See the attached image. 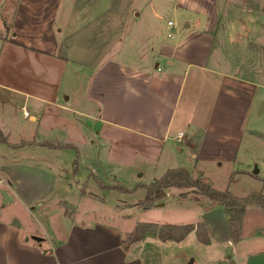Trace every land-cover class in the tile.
Returning a JSON list of instances; mask_svg holds the SVG:
<instances>
[{"label":"crops","instance_id":"0c3cea01","mask_svg":"<svg viewBox=\"0 0 264 264\" xmlns=\"http://www.w3.org/2000/svg\"><path fill=\"white\" fill-rule=\"evenodd\" d=\"M74 1L17 0L9 23L0 19V173L11 202L26 211L0 215V264H194L183 248L196 228L177 241L146 237L124 247L130 231L120 223L133 202H121L122 169L140 176L146 167L163 173L182 167L228 190L243 146H264V0H146L135 19L124 21L122 50L113 58L94 45L106 42L96 41L93 30L109 27L92 19L99 11L76 30L62 21ZM75 33L86 40L70 43ZM64 42L70 46L62 55ZM84 55L94 62L84 64ZM80 79L87 82L82 100ZM63 150L72 155L56 158ZM224 166L231 174L222 189L208 172ZM69 170L77 188L72 196L65 190ZM74 196L77 204L96 206L68 215L60 205ZM178 198L227 216L202 194ZM155 203L164 205L156 200L139 208ZM249 214L261 221L254 234L264 236V210L247 205L235 243L229 224L224 243L234 255L226 264H264V237L241 246ZM201 222L188 223L208 236L195 238L197 249L212 245Z\"/></svg>","mask_w":264,"mask_h":264},{"label":"rangeland","instance_id":"374dc122","mask_svg":"<svg viewBox=\"0 0 264 264\" xmlns=\"http://www.w3.org/2000/svg\"><path fill=\"white\" fill-rule=\"evenodd\" d=\"M16 1L17 0H0V19L4 22V24L9 23L10 16ZM145 1L146 0H78L73 2L75 3L73 9L70 8L69 12L66 10L62 13V21L65 18L69 24V28L76 30V26L82 22L85 17H89L91 14H93V12L99 11L94 13L92 19H94L96 23H108L109 27L99 29L97 28V30H93L95 35H98V37H96L98 40L96 41H101V38L104 37L106 42L103 45L99 42L95 43L94 45L96 47L101 46L108 50L107 52L109 53L110 57L113 58L115 53L120 51V48L122 50V31L124 29L122 26L124 21L127 18L135 19L138 16L135 14V11H137L136 6H143ZM108 6L109 8L105 9ZM85 7L86 9L82 10ZM86 36L87 34L85 35L75 33V35H72L67 40L70 42L73 40V38L77 37H81L82 40H86ZM69 42L62 43L63 45L62 49L60 50V54L64 55L66 52L65 48L70 46L71 42ZM85 54H87V52H85ZM84 56L86 58H84V61H82L84 64H92V62H94L90 61L87 55ZM86 88L87 82L84 79H80L77 86L79 99L82 100L83 96L86 94ZM67 154L72 155L71 151L63 150L58 152L56 158H64V155ZM238 160H240L241 163H239L235 169L237 172L231 174V171L227 166L222 167L219 171L212 170L208 172V175L210 178H212L215 187L223 189V187H225V181L228 177H230L231 174L232 182L228 187V190L232 194L239 197H245L246 195L253 192L264 193V146L258 145L257 143H247L241 149L238 155ZM255 167L259 171L256 174H253ZM17 174L19 173H16V175ZM139 174H141V172L134 169H122V182L120 181V184H122V188L127 189V191H122L121 202H133L132 204L126 205L127 209L125 210V213H127L129 216L126 218L122 217V221L120 223L122 227L127 228L130 231V233L124 235L125 244L129 245L131 243L130 240L133 238L132 235L134 234L142 235V238L151 237L160 240H166L163 238V236H169L170 238H173L177 241L184 237L181 235L185 227L182 225V228L173 229L160 224L181 225L197 222L202 223L201 221H205L211 234L212 245L206 247L205 249H197L195 239L196 237L204 242L208 241V236L205 232V229L200 224H198L194 233H192L190 238L184 243L185 247L183 249L187 255V260L195 257L196 259L194 264H226L230 261V259H232L234 252L231 251L229 254H226L227 246H232V244L224 243V240H226V238L229 236L230 231L227 216L223 214V212L216 210L203 211L202 206L194 202L192 199H179L178 196H185L180 194L176 195L178 191H187V193L183 192V195L188 193L192 194V192L194 193L193 187L187 185L167 188L166 195L163 198L157 200L162 202L164 201V205L159 206L157 203H155L149 209L141 210L139 206L142 207V205H137L138 207H136L135 204L141 201V198H143L145 194V188H143V186L148 184L150 176L160 178L164 173L163 171H149L148 167H146L144 174L140 176ZM20 179L22 182H24L23 176H21ZM65 180L68 181V187L65 190L70 192V196H72V193L77 188L75 187L76 180L71 170L66 172ZM7 181L8 179L5 177V174L0 173V215L8 216L11 214H21L25 210L23 206L17 202V199H15L14 202L3 203L2 192L11 194V189L7 185ZM35 181H38L39 185L41 184L40 182L42 181V178L38 176V178H35ZM81 183L82 180L79 179L78 190L82 194L86 195L85 183ZM177 187H179V189ZM88 201L90 200H84L82 204H77L76 196L73 198L69 197L67 201L60 205V208L68 215H76L78 213L76 210L77 208L86 211V208H92L96 206V204L93 202ZM242 216L239 222V229L236 231L237 236L235 239L232 237V243H235L239 237ZM115 220H117V218H114L112 221ZM151 222L159 224H152ZM259 222L261 221H259L258 218L253 214H249V216L245 218L243 225L244 239L241 243V246L245 243L250 244L256 237H264L261 232H255L254 234V230ZM235 227L232 226V229H235ZM150 241L153 243L155 240L153 239ZM144 243L141 245L143 249H147L148 246ZM236 248L237 247L234 246V249ZM192 261H194L193 258Z\"/></svg>","mask_w":264,"mask_h":264},{"label":"trees","instance_id":"16d2710c","mask_svg":"<svg viewBox=\"0 0 264 264\" xmlns=\"http://www.w3.org/2000/svg\"><path fill=\"white\" fill-rule=\"evenodd\" d=\"M5 142V136L0 130V143ZM191 186L193 187L194 193H199L210 199L212 202L222 205L225 208L226 214L229 215L228 222L231 226V235L235 239L236 231L239 229V222L244 209L247 205L255 204L260 206L264 210V194L253 192L245 197H237L231 194L228 190H218L213 188L209 183L199 179L192 178L185 168H172L168 169L160 178L155 179L150 184L144 186L146 193L144 198L137 202L135 205H142L144 207L149 206L153 201L159 200L166 195V189L173 186ZM114 189V188H111ZM118 190L127 191V189L119 188ZM185 196V195H182ZM168 228H182L178 225H164ZM198 226V225H197ZM196 226V227H197ZM232 226H236L232 229ZM185 227L182 237L185 236L192 229L196 228L191 224L183 225ZM132 234V233H131ZM133 238L130 242L140 240L142 235H132ZM164 239H173L169 236H163ZM181 238V237H180ZM178 238V239H180ZM232 238V239H233ZM175 240V239H173ZM204 242V241H203ZM122 243L125 245L124 239Z\"/></svg>","mask_w":264,"mask_h":264},{"label":"water","instance_id":"95a60500","mask_svg":"<svg viewBox=\"0 0 264 264\" xmlns=\"http://www.w3.org/2000/svg\"><path fill=\"white\" fill-rule=\"evenodd\" d=\"M254 173H257L258 172V169L255 167L254 170H253ZM2 197H3V203H7V202H11L12 201V198L8 195V193L6 192H2ZM227 218H229V216L227 215ZM33 239L35 240H39L40 237L38 236H31ZM231 252V246H227L226 248V254H229Z\"/></svg>","mask_w":264,"mask_h":264},{"label":"built area","instance_id":"2783aa9c","mask_svg":"<svg viewBox=\"0 0 264 264\" xmlns=\"http://www.w3.org/2000/svg\"><path fill=\"white\" fill-rule=\"evenodd\" d=\"M168 24L171 25L172 22L168 21ZM22 113H23V115H27L28 114L27 111L24 109V107H22Z\"/></svg>","mask_w":264,"mask_h":264}]
</instances>
